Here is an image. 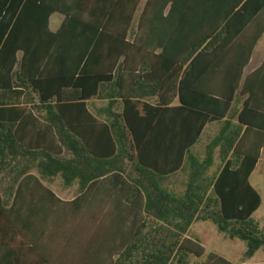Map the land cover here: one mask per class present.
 Wrapping results in <instances>:
<instances>
[{
	"label": "trees",
	"instance_id": "trees-1",
	"mask_svg": "<svg viewBox=\"0 0 264 264\" xmlns=\"http://www.w3.org/2000/svg\"><path fill=\"white\" fill-rule=\"evenodd\" d=\"M141 1L10 8L0 38V264H232L216 253L202 261L204 246L188 237L194 222L245 243L239 264L264 248L249 181L264 150V62L243 77L264 0H146L135 21ZM53 14L63 16L56 31ZM93 99L105 102V120L88 108ZM210 124L220 129L201 153ZM33 171L77 181L78 195L61 200ZM179 173L182 192L163 190Z\"/></svg>",
	"mask_w": 264,
	"mask_h": 264
},
{
	"label": "crops",
	"instance_id": "crops-1",
	"mask_svg": "<svg viewBox=\"0 0 264 264\" xmlns=\"http://www.w3.org/2000/svg\"><path fill=\"white\" fill-rule=\"evenodd\" d=\"M17 1L16 0H5V1L1 2V0H0V38H5V36L7 35V32H8V29L10 28L11 24L14 21L15 16H13L10 13V8L14 5L20 6L21 2H17ZM145 1L146 0L141 1L140 7H139V9L135 15V21L137 20V17L139 16V13H140ZM257 20L260 24H264V12L263 11L260 13ZM62 21H63V16H61L60 14H53L49 19L50 29L52 31H56L59 28ZM19 57H20V54H18V58ZM263 62H264V32L261 34L260 38L258 39V41L256 42V44L254 45V47L252 49L249 61L243 70V77L245 78L247 75H249L253 71L257 70L262 65ZM33 99H34L35 103H37L35 96L33 97ZM239 103L241 104V102H239ZM240 104L238 105V107L240 106ZM105 106H106V104L102 100L93 99V100L88 102V108L92 111V113H94V115H96V116H98L104 120H105L104 115L100 114V113H101V110L105 108ZM117 112H119V111H117ZM37 115H39L43 118L50 119L53 122L56 121L55 114L37 113ZM219 129H220V126L218 124L207 125L204 128L202 137L212 138V136L214 137L218 133ZM66 156L68 157V155H66ZM263 157H264V150H261L258 162L256 164V167H255L254 171L252 172V174L250 175V178H249L251 185H252L251 176L257 170L259 164L261 163V159ZM32 173L39 176V178L41 179V182L47 188H49L61 200L71 201L78 195L77 181L72 182V184L69 186H65L63 183V180L59 176H50V177L49 176H40L35 171H33ZM2 182H4L6 187H7L8 181L3 180ZM0 194L3 197L5 195L3 191H0ZM261 204H262V199H261ZM261 204H260V206H261ZM256 264H259V263H256Z\"/></svg>",
	"mask_w": 264,
	"mask_h": 264
},
{
	"label": "rangeland",
	"instance_id": "rangeland-1",
	"mask_svg": "<svg viewBox=\"0 0 264 264\" xmlns=\"http://www.w3.org/2000/svg\"><path fill=\"white\" fill-rule=\"evenodd\" d=\"M213 137V136H212ZM207 137H203L201 147L206 144ZM217 163V160H216ZM264 157L261 159L257 170L251 176V183L259 193L262 204L258 210L252 215V219L264 230ZM186 182L185 173H179L169 178L162 184V189L173 195H179L184 189ZM6 185L0 181V191L5 192ZM188 237L197 239L205 248L206 252L202 261L206 259L209 253H216L232 264H239L242 255L246 250L245 243L239 240H229L220 235L215 227L209 222H194L189 231ZM201 261L191 257L189 264H199ZM264 262V248L258 250L254 256L248 261L249 264Z\"/></svg>",
	"mask_w": 264,
	"mask_h": 264
}]
</instances>
